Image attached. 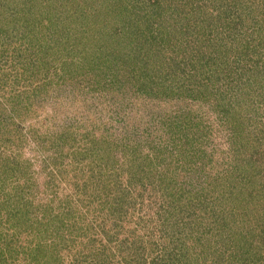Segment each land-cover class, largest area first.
I'll return each mask as SVG.
<instances>
[{
  "label": "rangeland",
  "instance_id": "1",
  "mask_svg": "<svg viewBox=\"0 0 264 264\" xmlns=\"http://www.w3.org/2000/svg\"><path fill=\"white\" fill-rule=\"evenodd\" d=\"M0 264H264V0H0Z\"/></svg>",
  "mask_w": 264,
  "mask_h": 264
}]
</instances>
